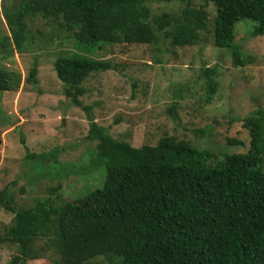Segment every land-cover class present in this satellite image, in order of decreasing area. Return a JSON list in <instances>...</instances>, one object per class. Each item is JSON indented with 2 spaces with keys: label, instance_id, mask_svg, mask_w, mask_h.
Wrapping results in <instances>:
<instances>
[{
  "label": "trees",
  "instance_id": "16d2710c",
  "mask_svg": "<svg viewBox=\"0 0 264 264\" xmlns=\"http://www.w3.org/2000/svg\"><path fill=\"white\" fill-rule=\"evenodd\" d=\"M168 1L186 6L178 13L150 14L148 2ZM190 1L24 0L14 12L3 10L9 35H3L0 47L7 42L14 50L22 47L26 16L61 18L66 26H76V52L56 57L53 67L64 95L87 114V139L96 140L87 166L100 164L103 171L100 187L57 205L40 201L15 209L8 185L2 187L0 207L16 212L8 236L0 235V243L16 242L6 264L42 257L32 244L47 234L59 249V264H79L98 255L108 257L106 264H264V109L241 119L246 151L224 153L210 162L207 150L167 135L154 145L114 139L92 120L91 106L78 99L84 91L80 83L90 72L117 70L111 60L88 55L105 44H155L167 36L171 46L194 44L204 27V12L190 8ZM200 1L212 3L215 10L211 44L228 50L233 66L248 64L250 56L233 41V24L250 19L255 22L251 36L263 34L264 0ZM36 73L33 61L25 81L35 84ZM201 74L208 102L215 91V67H204ZM18 83L0 68V91ZM169 112L175 116L173 108ZM227 142L244 145L242 140ZM43 158L24 155L25 160Z\"/></svg>",
  "mask_w": 264,
  "mask_h": 264
},
{
  "label": "rangeland",
  "instance_id": "374dc122",
  "mask_svg": "<svg viewBox=\"0 0 264 264\" xmlns=\"http://www.w3.org/2000/svg\"><path fill=\"white\" fill-rule=\"evenodd\" d=\"M20 1L24 0H0V39L9 35L1 13L14 12ZM147 6L150 14H159L178 13L186 5L168 1ZM188 6L204 12V27L194 44L171 46L169 36L155 44H105L88 55L111 60L117 70L90 72L80 83L84 91L78 99L91 106L92 120L114 139L133 146L154 145L167 135L207 150L214 162L224 153L246 151L241 119L264 109V33L251 36L255 22L250 19L233 24V41L250 56L248 64L233 66L230 52L211 44L213 4L191 0ZM24 21L22 47L14 50L10 42L0 47V68L19 80L15 89L0 91V189L8 185L15 209L40 201L57 205L61 199L73 200L100 187L103 172L100 164L87 166L96 140L87 139V114L64 95L53 67L56 57L76 52V26L52 17L26 16ZM33 61L37 82L30 84L25 77ZM213 66L215 91L205 102L201 69ZM228 139L244 145H231ZM26 151L46 158L25 160ZM15 213L0 207V235L8 236ZM11 242L0 243V264L15 253L16 242ZM32 245L42 257L26 264H59L51 234L39 236ZM107 262L108 257L98 255L79 264Z\"/></svg>",
  "mask_w": 264,
  "mask_h": 264
}]
</instances>
